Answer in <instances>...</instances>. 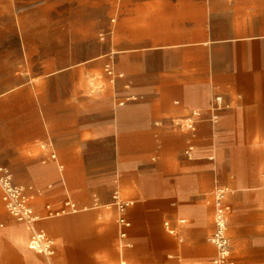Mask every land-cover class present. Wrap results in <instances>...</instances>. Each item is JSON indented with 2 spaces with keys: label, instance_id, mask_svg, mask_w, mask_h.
Returning a JSON list of instances; mask_svg holds the SVG:
<instances>
[{
  "label": "crops",
  "instance_id": "1",
  "mask_svg": "<svg viewBox=\"0 0 264 264\" xmlns=\"http://www.w3.org/2000/svg\"><path fill=\"white\" fill-rule=\"evenodd\" d=\"M21 22L23 33L13 36L20 50L0 47V166L20 171L37 161L54 173L45 185L33 177L20 182L37 193L38 229L87 251L97 237L106 238L107 224L98 236L77 221L54 222L70 214L47 218V207L57 211L70 200L81 211L69 187L90 182V146L110 140L116 159L111 197L118 192L133 201L122 241L112 207L118 249L133 247L134 230L145 236L168 219L174 222L162 221L163 229L167 223L178 243H186L184 251L205 239L212 264L211 194L222 186L229 190L233 264H264L263 248L260 257L247 249L251 240L241 231L228 235L232 199L256 201L253 189L264 187V0H21L11 21L0 18V27ZM7 39L0 36V43ZM107 63L123 75L113 85L103 74ZM130 96L136 100L118 106ZM215 96L228 108L212 122ZM192 112L200 113L195 133L172 124ZM249 215L258 218V211ZM28 238L0 199V264H44L28 250ZM181 257L172 250L161 264H180Z\"/></svg>",
  "mask_w": 264,
  "mask_h": 264
},
{
  "label": "rangeland",
  "instance_id": "2",
  "mask_svg": "<svg viewBox=\"0 0 264 264\" xmlns=\"http://www.w3.org/2000/svg\"><path fill=\"white\" fill-rule=\"evenodd\" d=\"M17 3H21V0H0V6L2 5L0 8V18L7 22L11 21V19H13V8ZM22 23L23 22H21V24ZM23 25L24 23L22 26L18 25L16 28L14 26L13 29L9 26L0 27V36H6L8 38L6 42L0 43V47H9L16 52L19 51L20 44L18 45V43L15 42L13 36L23 33ZM103 38L104 34H101L99 39L103 40ZM109 143L110 140H105L90 146V153L86 156V160L92 169L85 172L90 182L82 188L69 187L73 199L80 205L81 211L54 221L66 220L70 221L72 225L77 221L79 225L88 227V229L96 232L97 235L98 229H100L103 224H107L108 231L106 232V238L98 235L99 238H96L98 241H96L97 244H95L93 250L87 251L80 248L75 242L72 243L69 241L68 237L59 240L56 235L48 230V233L55 238L56 242V263L120 264L121 261L127 259L132 264H161L167 254L172 252V250L178 249L182 256L180 264H210L213 250L205 242V239H200L204 244L197 243L200 247H197L196 250L184 251L186 243L179 244L168 230L165 231L163 229L162 221L167 220L169 223L174 222H170L168 219L162 220L159 223L157 232L156 228H153L151 232L145 236H139L138 230H134L131 234L133 247L124 251L118 249L114 228L115 215L112 211V207L109 206L113 183L116 178V159ZM11 174L13 176V181L20 185V182L24 181L23 178L28 177L35 178L33 179L34 182L40 185H45L55 180V175L50 168L41 167L37 161L33 162L29 168L25 167L20 171H12ZM253 191L257 194L256 201L248 197H243L241 198V203H239L235 202L234 198L232 199L233 210L229 219L228 235L230 238H235L238 232L241 231L242 235H246V237L251 240V242L246 244V247H248L247 249H252L253 251L258 250L260 252L259 256L261 257V248L264 249V244H262V240L264 239V187L255 188ZM236 192H243V189H240V191L237 190ZM122 194L127 197H132L137 201L135 196L126 194L123 191ZM92 204H96V206H92ZM107 204L109 205L106 208L109 210L104 208V205ZM85 207L86 209H83ZM91 207L96 209V211L90 210L92 209ZM250 211H258V218L249 215ZM100 217L101 219L98 220ZM179 219L184 220L182 226L187 224L184 218ZM199 228H203V226ZM209 231L210 229H207V233ZM93 237H96V235ZM258 240L259 244L254 245L255 241L258 242ZM262 257H264V255Z\"/></svg>",
  "mask_w": 264,
  "mask_h": 264
},
{
  "label": "built area",
  "instance_id": "3",
  "mask_svg": "<svg viewBox=\"0 0 264 264\" xmlns=\"http://www.w3.org/2000/svg\"><path fill=\"white\" fill-rule=\"evenodd\" d=\"M103 74L109 84H114L116 80L123 79V75L116 73L111 63H107L103 67ZM134 97H129L124 101L117 102L118 106L124 105L125 101H134ZM228 105L224 104L221 96L213 98L212 106L210 107V121L217 120L219 111L227 109ZM200 117L199 112H192L191 115L184 120L173 121L172 124L179 129L195 133L196 120ZM45 148V146H42ZM193 154V147L187 146L184 155L187 159H191ZM49 159L54 161L55 155L50 154ZM60 169V168H59ZM229 193L228 188L216 186L211 194V205L213 207V231L207 238V242L213 247L215 254L212 264H233L231 260V247L227 237L228 213L229 206L226 204L225 199ZM37 193L33 190L32 186H24L16 184L13 181L11 172L0 166V199L5 212L16 222L23 224L28 232L29 238L27 242L28 250L40 255L44 259V264H53V257L55 256V242L48 237L44 231L37 228V223L40 218L35 214L32 202L34 201ZM93 206H96L94 204ZM111 207L117 213L116 225L118 228V237L122 241L125 239L127 230L130 223L125 218L126 211L133 206V201L121 198L118 192H114L111 197ZM49 210L47 218H54L77 212L76 206L70 201L65 200L61 204V208L57 211ZM180 224L183 221H179ZM165 228L169 230V225L166 223ZM126 264V263H121Z\"/></svg>",
  "mask_w": 264,
  "mask_h": 264
}]
</instances>
